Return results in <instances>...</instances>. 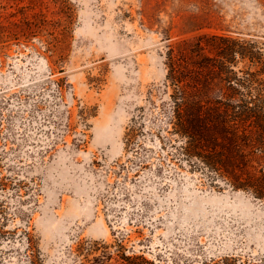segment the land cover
<instances>
[{"label":"rangeland","instance_id":"374dc122","mask_svg":"<svg viewBox=\"0 0 264 264\" xmlns=\"http://www.w3.org/2000/svg\"><path fill=\"white\" fill-rule=\"evenodd\" d=\"M203 34L264 68V0H0V264H264L255 127L209 130L215 170L171 122L170 46Z\"/></svg>","mask_w":264,"mask_h":264},{"label":"trees","instance_id":"16d2710c","mask_svg":"<svg viewBox=\"0 0 264 264\" xmlns=\"http://www.w3.org/2000/svg\"><path fill=\"white\" fill-rule=\"evenodd\" d=\"M205 51L213 52L217 63L207 65ZM258 52L261 54L255 43L240 42L225 34H203L194 41H180L170 46L167 80L173 89L171 122L185 138L186 153L200 157L212 169H220L222 162L218 150L204 151L212 127H221L234 139L241 136V129H246L240 123H248L255 127V138L246 146L252 151L264 152V68L242 70L241 74L233 68L238 56L253 62L259 57ZM193 71L199 75L192 74ZM245 150L242 148L241 152ZM237 186L250 184L239 182ZM255 193L264 197L262 189L256 187ZM104 247L100 256L90 257L96 250L91 246L79 264H104L112 257L109 245ZM83 249L81 243L78 250Z\"/></svg>","mask_w":264,"mask_h":264}]
</instances>
